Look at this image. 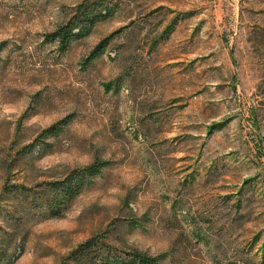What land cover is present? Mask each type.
<instances>
[{"label":"rangeland","instance_id":"obj_1","mask_svg":"<svg viewBox=\"0 0 264 264\" xmlns=\"http://www.w3.org/2000/svg\"><path fill=\"white\" fill-rule=\"evenodd\" d=\"M94 1L0 0L10 264H62L96 234L158 264H264V0H114L62 49ZM95 163L59 216L7 191Z\"/></svg>","mask_w":264,"mask_h":264},{"label":"trees","instance_id":"obj_2","mask_svg":"<svg viewBox=\"0 0 264 264\" xmlns=\"http://www.w3.org/2000/svg\"><path fill=\"white\" fill-rule=\"evenodd\" d=\"M114 0H97L91 3L82 4L75 16L67 26L60 28L53 38L61 43V48L66 49L74 37L75 29L78 34L89 30L95 22L113 10ZM3 45L0 44V50ZM105 47L104 42L95 49L88 58L89 63ZM100 49V50H99ZM63 122H58L45 129L42 138L47 134L57 132ZM38 141V140H37ZM104 163H95L93 166L73 170L63 179L44 181L36 185L35 189L27 188L24 184H16L13 189L7 190L17 198H24L29 205H34L39 198L42 205L48 210L51 216H59L67 207L68 200L73 199L83 187L82 181L86 176H92L100 171ZM16 209V210H15ZM17 208L3 214L4 224L0 225V264H10L12 259L11 243L18 240V231L22 217L16 213ZM16 213V215H15ZM107 234H96L85 240L74 248L63 260L62 264H158L162 263L161 257H154L147 252L137 248L119 247L107 241ZM118 241V240H117ZM118 243H120L118 241ZM109 244V245H108Z\"/></svg>","mask_w":264,"mask_h":264}]
</instances>
